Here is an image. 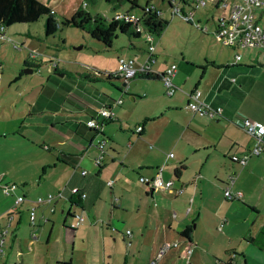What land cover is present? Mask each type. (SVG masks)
<instances>
[{
	"label": "crops",
	"instance_id": "1",
	"mask_svg": "<svg viewBox=\"0 0 264 264\" xmlns=\"http://www.w3.org/2000/svg\"><path fill=\"white\" fill-rule=\"evenodd\" d=\"M210 6L213 32L214 18L220 8L213 3ZM262 11L263 8L256 10L258 22ZM190 23L199 24L194 13ZM203 24L201 30H207L206 22ZM128 43L133 44L131 40ZM226 47L225 52L182 55L181 62L164 58L163 66L153 65V50L145 61L146 48L145 52L139 50L140 53L121 49L114 53L112 68L96 60L93 63L98 67L85 65L72 73L70 67L56 59L58 70L55 71L62 76L49 72L36 89V99L29 103L36 108V128L47 130L45 139L50 145L43 143V148L53 151L41 156L38 164L41 173L36 169V192L62 190L64 196L52 199L51 210L58 204L62 219L66 210L72 212V206L85 213L91 225L102 223L96 216L105 214L104 227L120 233L116 255L122 253L121 264H127L128 259L127 252L122 250L123 240L128 245L137 243L140 248L147 245L145 264H176L178 259L184 264L264 263V132L258 154L250 155L243 164L229 157L230 152L245 151L253 143L252 135L238 126L236 120L241 116L264 120V50ZM235 51H239L240 58L230 63ZM118 55L131 56L134 65L145 62L157 75L173 62V91L164 93L159 75L136 74L128 79L122 91V80L119 78L121 84L115 85L117 81L110 75L107 83L112 82L127 98L113 95L105 84L91 83L104 78V71L115 68ZM94 71L102 75L84 74ZM193 87L200 90L202 100L220 106L221 113L207 117L191 111L186 100ZM117 96L121 101L112 103ZM106 103L112 114L101 120V135L106 140L101 162L95 164L97 133L84 120L90 115L101 119L96 110ZM136 124L141 125L139 132L134 130ZM168 151L172 152L170 156H166ZM159 164H162L161 176L172 179L170 188L148 189L137 181L138 174L150 175ZM80 168L86 171L81 173ZM230 174L229 187L240 190L239 198H225L222 194ZM106 179H111V183H106ZM70 185L84 189L86 195L72 196L69 201L66 196ZM103 200L108 202L106 213L102 212ZM32 205H36V225L50 220L47 202L35 204L32 199ZM18 220L17 213L7 243L8 252L15 243ZM125 228L130 229L129 234L124 232ZM184 228H187L186 238L180 234ZM80 239L79 249L84 245ZM173 239L190 245L187 261L178 247H169L151 263L157 246ZM135 260L130 264H135Z\"/></svg>",
	"mask_w": 264,
	"mask_h": 264
},
{
	"label": "rangeland",
	"instance_id": "2",
	"mask_svg": "<svg viewBox=\"0 0 264 264\" xmlns=\"http://www.w3.org/2000/svg\"><path fill=\"white\" fill-rule=\"evenodd\" d=\"M41 1L54 9L57 16H61L69 15L82 0ZM137 1L139 4L144 2ZM150 1L160 8L161 16L166 20L158 34L151 33L154 43L153 56L155 55L153 65L163 66L164 58L167 61L181 62L182 55L197 53L202 56L211 52L227 51L226 45L213 35L210 17L213 10L209 1L194 9V19L199 20L197 26L178 15L171 16L167 0ZM84 8L90 13L97 12L105 17L116 15L126 8L134 13L140 10L138 6L128 7L127 0L121 1L115 8L107 0H85ZM205 16L207 20L204 21ZM43 18L44 15H40L33 21L13 22L4 27L3 36L0 37V176H2L0 182L13 181L16 192L25 194V199L18 204L19 220L15 227V243L10 252L7 245L10 243L9 234L5 238L7 246L6 253L3 254L4 264H121L122 253L116 255L121 242L120 233L104 227L107 218L105 214L96 216L102 223L91 225L90 218L84 213V220L71 229L66 225L70 216L67 215L66 222H62V213L56 204L53 211L46 209L51 221L40 222L39 225H36V222L34 225L27 223V208L32 205V199L37 195L51 192H36V169L38 174L41 173L38 165L41 156L45 155L46 151L53 152L43 148V143L50 145L48 139H45L47 130L43 127L36 128V108L30 107L29 103L36 99V89L46 80L49 72L56 77L62 76L49 68L47 60L50 57L70 67L71 73L85 65H96L93 63L96 60H101L107 67L112 68L116 51L126 49L128 53H136L139 50L145 52L146 42L143 39L145 32L141 30L140 34L134 37L118 32L112 39L110 47L105 49L102 42L71 25H60L51 35L45 37L42 30ZM203 22H206L207 30H201ZM259 22L264 24V7ZM129 40L133 44L128 45ZM29 49L35 51V56L28 54ZM23 60L35 66L24 71ZM111 79L117 81L115 85L121 84L118 77ZM107 80L102 78L96 83H91L96 86L105 84L113 95L121 94L122 98H127L126 93H119L114 84L107 83ZM107 94L112 96L109 92ZM51 147H55V144ZM8 191L6 194L0 186V213L10 206L15 196L12 188ZM107 205L108 202L103 200V213H106ZM78 210L80 209L72 206V211ZM172 210L175 211V208ZM34 211L36 217V207ZM16 215L11 219L12 224ZM3 220L5 215L0 217V221ZM80 237V240H84V245L79 249L77 243ZM123 243L125 248L122 250L127 252L128 256L127 264L133 262L135 258H137L135 264H145L149 253L147 245L140 248L137 243L128 245L124 240ZM176 264L184 263L178 259Z\"/></svg>",
	"mask_w": 264,
	"mask_h": 264
},
{
	"label": "built area",
	"instance_id": "3",
	"mask_svg": "<svg viewBox=\"0 0 264 264\" xmlns=\"http://www.w3.org/2000/svg\"><path fill=\"white\" fill-rule=\"evenodd\" d=\"M211 2L220 8L219 13L214 18V30L213 35L220 40V42L226 46L232 48H239L242 46H252L257 47L260 50H264V26H262L256 18V10L262 9L264 7V0H167L169 3L170 15H178L184 20L189 22L193 21L194 9L206 4V2ZM82 5L85 2L82 0L80 2ZM153 6V3L149 4ZM120 12H117L116 15H119ZM3 36L2 32L0 37ZM144 41L146 42V60L147 61L152 53L154 43L152 41L151 33L145 32ZM16 46V44H14ZM35 51L29 49L28 54L34 56ZM240 58L239 51L233 53V57L229 60L230 63L235 62ZM56 58L52 57L50 59V65L55 66ZM148 69L145 62L140 63L139 65H134L133 58L131 56L118 55L116 57V65L112 71H104V75H111L118 77L122 80L121 91L127 85V81L130 77L136 75L138 72ZM175 69V64L170 62L167 67L164 68L158 75L161 79L164 86V93L170 94L174 89V84L171 81V75ZM200 90L197 87H193L187 93L186 106L193 112L201 113L207 117H216L221 113V108L218 105H212L199 97ZM121 97L117 96L112 99V103H119ZM96 113L101 116V119H98L95 115H90L84 120L85 125L91 128L94 133H97L96 140L94 145L97 147L98 152L93 157V162L99 164L101 162V156L104 152V143L105 137L101 135V120H104L111 116V110L109 104L101 105ZM238 126L243 130L250 133L253 137L252 145L245 151L242 152H230L229 157L243 164L250 155L258 154L262 149V134L264 132V120H258L250 118L248 116H241L236 120ZM134 130L139 132L141 130V125L136 124ZM171 151L166 152V156H170ZM162 164H159L154 167L150 175L138 174L136 176L137 181L145 184L149 189L153 188H170L172 179L163 178L161 176ZM85 168H80V172L84 173ZM232 181V174L229 175L228 180L225 182V185L222 189V194L225 198H239L241 196L240 190H231L229 185ZM106 183L110 184L111 179H106ZM15 183L13 181L0 182L1 189L3 192H9V188H12L15 192L13 197V202L9 208L0 213V217L5 215V220L0 221V264L3 263V254L5 253L6 247V236L11 234L13 231L14 223L12 224L11 219L15 214H19L18 204L25 197L23 193H17L15 190ZM68 194L66 198H72L75 196L77 198H83L86 195L84 189L78 187L77 185H70L67 188ZM6 193V194H7ZM64 196L62 190L56 192H47L44 195H37L33 199V202L36 204L38 202H47L48 210L53 209L52 199L55 197ZM113 199H116V196H113ZM35 206L30 205L27 208V223L29 225H34L36 222L35 217ZM172 215L174 212L171 213ZM84 218L81 210L72 211L70 219L67 220L66 225L70 228H75ZM124 232L126 234L130 233L129 228H125ZM169 247H178L184 260L187 261V257L190 253L191 247L183 240L173 239V240H164L161 242L154 251V255L150 260L151 263L160 257ZM2 257V258H1ZM264 264V263H263Z\"/></svg>",
	"mask_w": 264,
	"mask_h": 264
},
{
	"label": "trees",
	"instance_id": "4",
	"mask_svg": "<svg viewBox=\"0 0 264 264\" xmlns=\"http://www.w3.org/2000/svg\"><path fill=\"white\" fill-rule=\"evenodd\" d=\"M85 2V0H83ZM112 3V7L120 4L123 0H107ZM128 7L138 6L139 12L134 13L130 10L123 9L119 15L105 17L97 12L90 13L84 8V4L79 3L74 7L69 15L57 16L54 9L50 8L41 0H0V33L4 27L17 21L29 22L37 19L40 15H44L42 22L43 35L45 37L51 35L60 25H71L86 32L92 38L99 40L104 45L103 48L110 47L112 39L117 33H125L128 36L134 37L140 34L141 30L149 33L158 34L166 24V20L161 16L160 8L150 0H144L139 4L137 0H127ZM153 3V6L149 4ZM168 3V2H167ZM169 6V3H168ZM35 56V55H34ZM49 66L58 70L53 65H50V59L47 60ZM24 67H34V64L27 63L23 60ZM161 71H159L160 73ZM85 75L99 76L102 75L99 71L93 73L85 72ZM138 75L144 77H157V72L146 69L138 72ZM109 74L104 78H109ZM102 133V132H101ZM174 173L177 170L174 169ZM69 201H72L69 198ZM67 215H71L66 210L62 222ZM185 238L187 237V228L180 233ZM4 264V262L2 263Z\"/></svg>",
	"mask_w": 264,
	"mask_h": 264
},
{
	"label": "water",
	"instance_id": "5",
	"mask_svg": "<svg viewBox=\"0 0 264 264\" xmlns=\"http://www.w3.org/2000/svg\"><path fill=\"white\" fill-rule=\"evenodd\" d=\"M23 70H31V67H23ZM53 72H58V71H55V70H52ZM60 73V72H59ZM71 214V212H69ZM71 229H74V228H71Z\"/></svg>",
	"mask_w": 264,
	"mask_h": 264
}]
</instances>
